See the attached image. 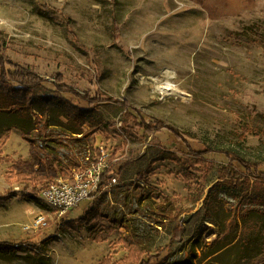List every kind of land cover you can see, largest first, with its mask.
Here are the masks:
<instances>
[{"label": "rangeland", "instance_id": "374dc122", "mask_svg": "<svg viewBox=\"0 0 264 264\" xmlns=\"http://www.w3.org/2000/svg\"><path fill=\"white\" fill-rule=\"evenodd\" d=\"M5 3L7 10L0 9L2 57L47 82L33 90L23 114L0 113V196H12L0 207V244L14 247L13 252L0 246V264H99L108 256L119 264L129 255L119 241L128 231L149 264H232L235 252L218 251L217 234L229 230L231 211L244 207L247 194L241 185L220 178L228 167L223 156L208 154L196 165L165 131L145 133L120 106L94 107L87 122L99 129L85 137L90 128L82 127L77 152L100 146L117 184L138 181L151 197L117 206L115 197L121 199L129 188L117 185L80 203L70 218L58 219L38 199L51 179L38 165L33 145L37 136L54 134H47V124L70 133L65 101L87 108L57 93L54 85L63 84L82 97L125 101L176 129L196 150L234 149L246 160L261 161L264 0ZM166 84L169 90H157ZM29 117L40 133L31 134ZM13 127L24 130V137ZM12 165L25 174L10 173ZM92 206L109 208L117 215L115 224L102 216L79 227L63 224L79 220ZM39 213L48 216L47 226L25 230Z\"/></svg>", "mask_w": 264, "mask_h": 264}, {"label": "trees", "instance_id": "16d2710c", "mask_svg": "<svg viewBox=\"0 0 264 264\" xmlns=\"http://www.w3.org/2000/svg\"><path fill=\"white\" fill-rule=\"evenodd\" d=\"M47 81L41 79L36 73L28 71L19 65L13 64L10 60L2 57L0 53V113L15 111L23 114V111L28 110L27 105H31L33 99V90L44 89L43 84ZM57 93L69 94L74 100H81L85 102L87 108H80L78 105H74L71 101H65L64 109L66 115H68V128L70 133H63L67 137L70 135L82 134L83 126L88 125L89 132L85 137H89L98 131L99 128L94 123L88 124L87 119L94 112V107L101 106L103 104L113 105L115 107L120 106L125 113V117L134 121L137 127L141 128L145 133H161L165 131L174 139L180 141L187 152L192 156L193 163L196 165L205 162V157L208 154L221 155L227 162L228 167L220 171L219 176L223 181H227L231 185H241L246 189L247 200L244 207H234V211H231L232 215L229 220V230L225 232L219 231L217 234L218 251L232 250L235 252V257L232 264L243 262L245 264H264V159L259 162H251L246 160L234 149L228 148H210L202 146L201 149L196 150L192 147L191 143H188L184 137L175 129L165 125L163 122L151 119L145 116L143 113L137 112L133 107H130L125 101L113 100V99H101L98 97H82L76 90L65 86L63 84L54 85ZM29 125L31 124L30 117L28 119ZM123 125V123H122ZM34 125L31 124L29 130L33 131ZM58 127V126H57ZM60 127V126H59ZM13 129L20 131L21 137H24L25 131L21 128L13 127ZM41 151L45 152V158L50 160L53 164H60L56 157H54V149L45 150L41 148ZM41 160V159H40ZM67 167V166H66ZM35 168L34 171L35 172ZM10 173H16V176L21 177L25 174L18 166L12 165ZM132 185V184H131ZM120 187L127 188L126 195L121 199L117 196L116 205H121L127 200L132 198L139 199L151 197V191L145 190V186H141L138 181L134 182V185H118ZM115 188V187H114ZM154 197L160 198L158 194H154ZM12 196H0V207H4ZM99 216H102L110 225L115 224L117 215L114 212L103 210L99 206H92L91 210L74 221H64L69 228L79 227V225H87L92 223ZM91 231V230H90ZM221 236V237H220ZM132 234L124 233L121 235L119 241L124 242V246L130 249L129 255L122 260L119 264H149L142 259V253L140 248L135 246L134 240H132ZM94 239H97L94 236ZM0 246L6 248L8 251H13L12 244L2 243ZM14 252V251H13ZM99 264H115L111 262V258L108 256L103 259Z\"/></svg>", "mask_w": 264, "mask_h": 264}, {"label": "built area", "instance_id": "2783aa9c", "mask_svg": "<svg viewBox=\"0 0 264 264\" xmlns=\"http://www.w3.org/2000/svg\"><path fill=\"white\" fill-rule=\"evenodd\" d=\"M5 4V0H0V9L3 11L7 10ZM58 129L47 124V134L50 131L54 134L41 140L37 136L33 155L39 151V156L35 155L41 158L38 165L51 179L39 189L38 199L53 210L58 219H67L74 215L80 203L110 191L118 184L109 166V157L100 146H85L77 152L79 146L81 147L80 141L84 140L82 134L67 137L62 129ZM39 131L38 126H34L31 134L40 133ZM41 148L47 151L54 149L60 164H53L45 158V152L41 151ZM64 168H67L65 173H61ZM48 221V216L39 213L32 224L24 229L36 230L46 227Z\"/></svg>", "mask_w": 264, "mask_h": 264}, {"label": "bare ground", "instance_id": "6f19581e", "mask_svg": "<svg viewBox=\"0 0 264 264\" xmlns=\"http://www.w3.org/2000/svg\"><path fill=\"white\" fill-rule=\"evenodd\" d=\"M171 85H169V84H166V86L165 87H163V86H159L158 88H157V90L158 91H163V90H169V87H170Z\"/></svg>", "mask_w": 264, "mask_h": 264}]
</instances>
